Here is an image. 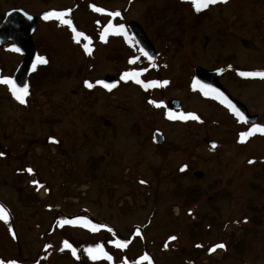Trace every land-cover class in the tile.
Wrapping results in <instances>:
<instances>
[{
  "label": "rangeland",
  "instance_id": "obj_1",
  "mask_svg": "<svg viewBox=\"0 0 264 264\" xmlns=\"http://www.w3.org/2000/svg\"><path fill=\"white\" fill-rule=\"evenodd\" d=\"M13 8L37 18L50 10L66 12L64 19L84 36L77 42L59 19H39L33 40L47 63H38L28 78L30 99L21 104L11 86L0 83V208L8 215L7 222L0 219V260L264 264V140L237 146L236 114L192 84L196 67L223 68L218 81L257 117L254 125L247 124L251 134L244 138L262 134L264 78L240 73L264 72V0H226L199 12L191 0H0V20ZM114 12L120 15H109ZM130 21L142 27L158 55L150 67L141 59L142 84L121 79L138 56L132 49L136 56L128 61L123 46L132 39L120 26ZM113 23L120 34L108 29L105 39L121 40L98 44L97 54L84 58L85 46L77 49L73 42L80 46ZM18 61L0 50V79H10ZM104 76H114L115 86L97 83ZM161 80L168 82L163 88ZM152 82L158 86L146 87ZM171 99L180 101L179 111H169ZM53 111L57 118L46 116ZM163 113L167 119L170 113L199 119L183 125L166 121ZM154 130L165 136L162 146L152 143ZM184 163L204 174L179 179L180 188L194 186L202 194L197 205L185 209L160 180ZM88 170L92 177H86ZM192 208L199 214L197 233L189 230L193 221L186 209ZM208 214L213 215L211 233ZM244 216L250 219L242 228L225 229V223ZM218 241L228 243L229 251H210ZM144 256L149 260L142 261Z\"/></svg>",
  "mask_w": 264,
  "mask_h": 264
},
{
  "label": "water",
  "instance_id": "obj_2",
  "mask_svg": "<svg viewBox=\"0 0 264 264\" xmlns=\"http://www.w3.org/2000/svg\"><path fill=\"white\" fill-rule=\"evenodd\" d=\"M36 25L37 19L35 17L17 8L7 11L0 22V46H4L6 43L10 42L13 44V47L19 48L20 51L18 52L24 56V59L17 68L12 80L17 88H24L26 86L28 72L36 57V49L32 40ZM126 27L140 51L144 55L145 53L147 54L145 56L149 61L155 62L157 60V55L143 29L135 22H129ZM222 73L223 69L208 71L201 67H197L195 69L194 83L200 88L202 85L205 86L203 90L206 92L217 93L224 101L231 105L237 113H239V116L242 119L250 124L254 123L257 117L249 115L246 107L232 98L219 83L218 78ZM102 82L104 85L112 86L114 83V77L106 76ZM168 106L171 108H180V104L177 100H171L168 102ZM104 125L108 127L110 126V123L105 121ZM164 142V135L159 131H154L153 143L155 145H162ZM208 144L212 147L215 146V143L212 141ZM193 176L196 179H201L203 173L195 171Z\"/></svg>",
  "mask_w": 264,
  "mask_h": 264
},
{
  "label": "trees",
  "instance_id": "obj_3",
  "mask_svg": "<svg viewBox=\"0 0 264 264\" xmlns=\"http://www.w3.org/2000/svg\"><path fill=\"white\" fill-rule=\"evenodd\" d=\"M117 39H119V38L116 37L115 39H113V38L108 37L107 39H104L103 41H99V32L97 31L96 35L90 36V38L87 40V42L90 44L88 47L90 48L91 51H90V53L89 52H87L85 54L82 53L84 55L83 57L86 59H89L90 58L89 56L94 57L97 54L98 44L101 46H105V45H108L109 42L116 41ZM124 49H127L128 53H129V55L127 56V58H128L127 60L129 61V58L132 57V55L134 54L132 52V50H130L132 48L130 46L129 47L125 46ZM133 56H136V55H133ZM127 67H128L126 69L127 71H134V70H139L141 66L139 65L138 61H136L133 64L132 63L130 64V61H129V64L127 65ZM157 71H159V70H157ZM163 82H164V80H161V86L163 85ZM55 114H56V112L53 111V114H48V115L46 114V116L57 118V116ZM65 115H66V113H65ZM181 123L183 125H191V123H194V121H193V119H191L188 121H182ZM197 124L204 125V122H198ZM234 124L235 125H233L234 126L233 129L235 130V137L237 136L236 137V139H237L236 145L237 146H239V147L248 146L249 142L251 140H255L256 138L264 140V133H262V134L256 135V137L243 138V141H242L241 137L243 134L247 133L248 126L243 122H235ZM215 126H217V124L212 125V127H215ZM193 157H196V156L193 155ZM195 160H196V158H193V161H195ZM182 168L184 169L183 171L181 170ZM93 169H96V168H93ZM88 171L89 172H88V174H86V177H92L93 176L92 170H88ZM191 172H192L191 165L184 163L183 165H181V166L177 167L175 170H173L172 173L165 172L164 174L161 175V178H160L161 183H164L163 185L165 186L166 190H168L169 186L174 189L176 196L178 198L177 202L180 204V207L183 209L197 205L199 203L201 196H202L201 191H199L194 186H189L186 189L180 188L181 185H180L179 179H181L182 177H191L192 178ZM176 188H178V189H176ZM237 202L239 204L238 205L239 212H244L246 208L243 205V202L241 200H238ZM186 210H188L187 214L192 218V221H193V224L189 226V230H195L199 225V214H197L195 209H193V208L192 209H186ZM208 215H210V217L208 218L210 221V224H209V227L207 230H209L211 233V232H213V228L210 229V227L211 226L213 227V225H214L213 215H211V214H208ZM197 217H198V220L194 221V220H196ZM249 219H250L249 217L244 216L240 220H233V221H230L229 223H225L224 227L226 230H234L235 231L237 228H242L244 225L249 223ZM107 233H108V231H107ZM141 233L143 234L142 230H141ZM194 233H197V229L194 231ZM219 244H223L225 246L223 248L225 249L226 252L229 251L228 246H227L228 243H226L225 241H218L215 245H219ZM197 245H199V244H197ZM207 250H208V247L206 246L205 253L207 252ZM240 264H246V263L241 262Z\"/></svg>",
  "mask_w": 264,
  "mask_h": 264
},
{
  "label": "snow or ice",
  "instance_id": "obj_4",
  "mask_svg": "<svg viewBox=\"0 0 264 264\" xmlns=\"http://www.w3.org/2000/svg\"><path fill=\"white\" fill-rule=\"evenodd\" d=\"M193 6L195 7L196 11H201L203 8H207L210 4H215L217 2H226V0H191ZM93 10L94 11H97V12H103L104 10L101 9V8H96L95 6H93ZM68 15V13L66 12H48V13H45L44 16H43V19L44 20H49L53 17L57 18L60 20V22L62 24H65L67 25L68 27H70L73 31V33L75 34L74 38H77V42H79V39L80 37H83L84 34L81 33V32H78L76 31V29L72 26V22L71 20L69 19H64V17H66ZM109 15H112V16H119L120 13L119 12H114V13H109ZM112 28V25L109 24L107 26V28H105V33L101 36V39L104 40L105 38V35L107 34L108 32V29ZM120 29L122 31L123 29V26L121 25L120 26ZM116 34H120V32H117ZM13 51H20L19 48H16V47H13L12 49ZM85 51L86 52H89L90 53V48L88 47L87 44H85ZM145 55H147L145 53ZM37 61L39 63H47L46 60H44L43 58L41 57H38L37 58ZM136 61L135 60H130V63H135ZM140 75V73L138 72H125L122 74L121 76V79L122 80H129V79H135V82L138 83V84H142L143 82L140 81L137 77ZM240 75L242 76H259L261 78H264V72H242L240 73ZM0 83H3V84H6V85H10L11 86V91H12V94L13 96L15 97V99H17L20 103H25V100H24V97L28 95V90H27V86H25L24 88H17L16 85L14 84L13 81H11L10 79L8 78H3V79H0ZM97 83H103L102 81H98ZM164 84H167L168 82L167 81H164L163 82ZM85 86L88 87V88H92V84L85 81ZM105 87H108V85H104ZM115 85H113L112 87H114ZM154 86H158L157 85V82H152L151 84L149 85H146V87H154ZM205 86H201V89L203 90ZM214 91V90H213ZM205 95H207V92H205ZM150 103H155L153 101H150ZM158 107L160 105H157ZM229 107H231V105H229ZM235 111V110H234ZM237 115H239V113H237ZM169 118L170 119H176L177 117H175L174 115H172L171 113L169 114ZM180 119H194V120H198L199 117L194 115V114H188L187 116H185L184 114H181ZM254 130H255V126H254ZM259 131L261 132H264V128H259L258 129ZM251 132L249 133H245L242 135L241 137V140L243 141V138L244 136H247V135H250ZM55 142V141H53ZM4 155L3 153H0V156ZM251 163V161H250ZM182 171L184 170L183 168L181 169ZM29 173H31V169H28L27 170ZM35 183V181H34ZM141 183H144V181H141ZM0 219L4 220L5 222H7L8 220V215L7 213L4 212V210L2 208H0ZM66 223V221H65ZM171 239H175V237H171ZM116 246L117 247H124L126 245L120 243V242H117L116 243ZM65 247H68V248H71V245H69L67 242H65ZM225 247L223 244H219V245H216L214 248L210 249V251H215L216 248H223ZM99 248V246H98ZM73 251V255H75V249H72ZM88 252H89V255L92 256L93 259H96L97 257L92 255V252L93 250L92 249H88ZM106 255V254H105ZM108 259H111V257H108ZM142 261H148L149 260V257L148 256H144L141 258ZM0 264H5V262L3 260H0ZM7 264H16V261L12 260V261H8Z\"/></svg>",
  "mask_w": 264,
  "mask_h": 264
},
{
  "label": "flooded vegetation",
  "instance_id": "obj_5",
  "mask_svg": "<svg viewBox=\"0 0 264 264\" xmlns=\"http://www.w3.org/2000/svg\"><path fill=\"white\" fill-rule=\"evenodd\" d=\"M49 12H55L54 10H50ZM45 13H42L40 14V17L38 18V23H39V19L40 18H43V15ZM38 27V26H37ZM34 41V40H33ZM35 45V44H34ZM35 48H36V45H35ZM1 52H3V54L5 55H9V56H15L17 59H19L18 63H17V66L16 68L18 67V65L21 63V61L24 59V56H22L19 52H15L12 50V44L8 43L6 44L4 47L0 48ZM36 51H37V58L40 57V52L39 50L36 48ZM36 63V62H35ZM36 64H34L35 66ZM15 68V70H16ZM15 70L12 72V74L10 75V79H12L13 75H14V72ZM1 149H2V146H1ZM0 149V150H1Z\"/></svg>",
  "mask_w": 264,
  "mask_h": 264
}]
</instances>
